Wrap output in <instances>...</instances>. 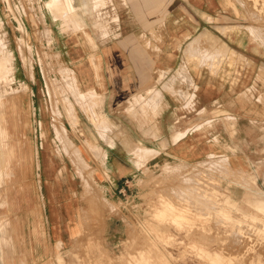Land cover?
Listing matches in <instances>:
<instances>
[{
	"label": "rangeland",
	"instance_id": "obj_1",
	"mask_svg": "<svg viewBox=\"0 0 264 264\" xmlns=\"http://www.w3.org/2000/svg\"><path fill=\"white\" fill-rule=\"evenodd\" d=\"M231 1L264 37V0ZM94 27L61 0H0V264H264V156L146 163L158 152L137 140L155 132L162 95L101 117L94 58L108 30ZM215 40L198 66L220 69ZM125 129L138 170L118 185L100 146L126 145Z\"/></svg>",
	"mask_w": 264,
	"mask_h": 264
},
{
	"label": "crops",
	"instance_id": "obj_2",
	"mask_svg": "<svg viewBox=\"0 0 264 264\" xmlns=\"http://www.w3.org/2000/svg\"><path fill=\"white\" fill-rule=\"evenodd\" d=\"M74 4L87 26L100 22L108 30L104 38L99 34L104 43L97 44L94 58L97 92L103 96L100 107L107 119L118 120L122 109L124 118H131L130 106L123 104L153 88L162 95L160 112L152 121L155 132L141 133L137 140L158 152L146 163L168 158L194 163L217 155L237 159L238 168H250V159L264 156V37L259 27L240 17L239 4L231 0H100L97 6L94 0H74ZM215 39L221 42L223 62L213 71L197 62L214 60L219 44ZM195 40L198 51L190 54L188 47ZM181 69L189 82L178 76ZM177 96L188 98L190 104ZM125 120L116 123L132 126ZM124 132L126 145L114 139L112 146H100L108 174L118 185L138 170L128 151L135 143L133 133ZM180 133L184 135L175 140Z\"/></svg>",
	"mask_w": 264,
	"mask_h": 264
},
{
	"label": "bare ground",
	"instance_id": "obj_3",
	"mask_svg": "<svg viewBox=\"0 0 264 264\" xmlns=\"http://www.w3.org/2000/svg\"><path fill=\"white\" fill-rule=\"evenodd\" d=\"M62 1V4H63V6H64V10L66 11V12H68V14L69 13H74L75 15L76 14H81V12L79 11V8L74 4V0H61ZM82 15V14H81ZM84 28V27H83ZM89 40V39H88ZM91 42V41H90ZM101 100V99H100ZM100 115H101V117H104L105 119L107 118L103 113H99ZM3 127H4V124H3ZM2 127V128H3ZM5 128V127H4ZM138 144H140V145H143L142 143H140V142H138ZM144 146V145H143ZM142 150H143V148H141ZM150 150H151V148H150ZM144 151V150H143ZM1 163H2V150H1V141H0V165H1ZM200 191V190H199ZM204 193V192H203ZM259 196V195H258ZM255 201V200H254ZM253 201V202H254ZM256 201H258V199L256 200ZM260 201V200H259ZM257 205H259V204H257ZM259 207V206H258ZM256 210V209H255ZM168 211H170V212H173L174 210H172V209H169ZM258 212H260V211H258ZM218 213V212H217ZM262 213V212H261ZM264 214V213H263ZM217 259V258H216ZM1 260V259H0ZM213 261V260H212ZM61 262V261H60ZM213 263V262H212ZM2 264V263H1Z\"/></svg>",
	"mask_w": 264,
	"mask_h": 264
}]
</instances>
